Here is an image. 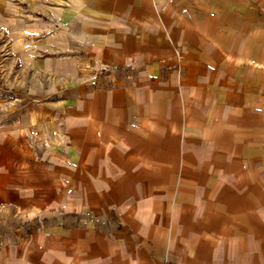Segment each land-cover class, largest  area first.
<instances>
[{"label": "crops", "instance_id": "1", "mask_svg": "<svg viewBox=\"0 0 264 264\" xmlns=\"http://www.w3.org/2000/svg\"><path fill=\"white\" fill-rule=\"evenodd\" d=\"M222 4L0 0L38 96L0 116V264H254L264 61Z\"/></svg>", "mask_w": 264, "mask_h": 264}, {"label": "rangeland", "instance_id": "2", "mask_svg": "<svg viewBox=\"0 0 264 264\" xmlns=\"http://www.w3.org/2000/svg\"><path fill=\"white\" fill-rule=\"evenodd\" d=\"M222 5L228 4V11L223 6V18L231 20V31L233 37H248L245 42L236 43L232 46H241L242 51L248 55V60H252L256 67L264 61V0H221ZM228 12V16H226ZM252 37V38H249ZM9 47L6 42L5 29L0 25V116H9L13 120L21 119L28 110L36 107L37 98L33 92L21 89V74L14 72L17 64L16 59L11 58ZM255 71L254 77L260 78L261 73ZM21 85V86H20ZM23 86H25L23 84ZM24 97V99L22 98ZM27 97V98H26ZM26 98V99H25ZM31 147L38 149H49L51 142L49 138L38 131L30 130L26 134ZM109 222L116 225L117 221L110 218ZM117 226V225H116ZM264 239V231L254 230V239ZM254 264H264V243L254 247ZM245 254V253H243Z\"/></svg>", "mask_w": 264, "mask_h": 264}]
</instances>
